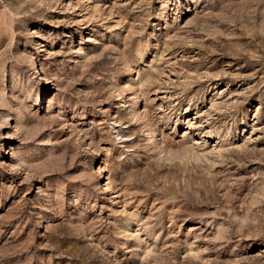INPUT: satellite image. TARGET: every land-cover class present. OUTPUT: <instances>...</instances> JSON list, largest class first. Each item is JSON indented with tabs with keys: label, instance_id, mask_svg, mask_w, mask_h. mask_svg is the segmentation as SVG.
<instances>
[{
	"label": "rangeland",
	"instance_id": "1",
	"mask_svg": "<svg viewBox=\"0 0 264 264\" xmlns=\"http://www.w3.org/2000/svg\"><path fill=\"white\" fill-rule=\"evenodd\" d=\"M0 264H264V0H0Z\"/></svg>",
	"mask_w": 264,
	"mask_h": 264
}]
</instances>
